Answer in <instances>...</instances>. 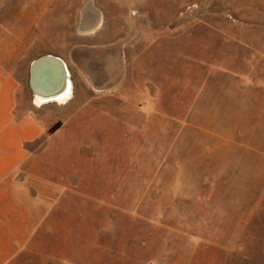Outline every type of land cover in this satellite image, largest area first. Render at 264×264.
<instances>
[{"label": "rangeland", "instance_id": "1", "mask_svg": "<svg viewBox=\"0 0 264 264\" xmlns=\"http://www.w3.org/2000/svg\"><path fill=\"white\" fill-rule=\"evenodd\" d=\"M90 5L102 25L85 34ZM33 44L21 105L31 63L52 54L80 112L51 104L31 146L23 168L48 220L16 264H264V160L195 126H225L234 75L257 105L264 0H57Z\"/></svg>", "mask_w": 264, "mask_h": 264}, {"label": "crops", "instance_id": "2", "mask_svg": "<svg viewBox=\"0 0 264 264\" xmlns=\"http://www.w3.org/2000/svg\"><path fill=\"white\" fill-rule=\"evenodd\" d=\"M56 3L57 0H0V264H16L27 251L35 252L33 240L40 225L48 220L47 212L38 210L40 193L34 187L39 178L30 174L27 179L23 166L33 157L31 146L49 134L54 114L51 104L37 106L34 95L24 108L18 93L23 73L20 65L30 58L27 49L35 46L34 33L41 30L43 18L55 9ZM51 67V64L40 66L38 72L43 75L41 70L49 71L47 80H52ZM234 76V82L226 90L229 93L225 103L217 105L218 111L226 112L225 126L216 127L212 122L208 126L197 123L195 126L224 139L220 146L228 153H247L252 149L264 160V80L261 94L256 95L258 103L252 105L248 101L250 84L242 75ZM38 88L42 86L38 84ZM73 99L58 106L72 108L77 103ZM251 111L260 113L258 118L251 119ZM251 134L258 137L252 145Z\"/></svg>", "mask_w": 264, "mask_h": 264}, {"label": "bare ground", "instance_id": "3", "mask_svg": "<svg viewBox=\"0 0 264 264\" xmlns=\"http://www.w3.org/2000/svg\"><path fill=\"white\" fill-rule=\"evenodd\" d=\"M94 6V5H93ZM102 25V19L97 12V9H93L90 5L87 10L84 12L83 18V27L82 33L88 34L97 31ZM58 59V58H57ZM62 62L61 70L59 71L55 66L52 65V74L54 77L52 78V82H56L58 85H63V87L54 94H45L43 91L36 89L34 93V103L39 106L43 107L44 105L48 104H57V105H67L69 104L72 99L74 98V82L71 75V71L67 65V63L59 58ZM43 75L47 74V71L41 70ZM62 72V74H61ZM55 73L57 74L55 77ZM62 75V78H61ZM47 79V78H45ZM37 88V87H36ZM43 88V87H42Z\"/></svg>", "mask_w": 264, "mask_h": 264}, {"label": "water", "instance_id": "4", "mask_svg": "<svg viewBox=\"0 0 264 264\" xmlns=\"http://www.w3.org/2000/svg\"><path fill=\"white\" fill-rule=\"evenodd\" d=\"M46 64H49V65L51 64L55 66L59 71L61 70L62 62L60 61L58 56L47 54V55L40 56L36 58L35 60H33V62L30 65V71H29V84L32 89L33 95L36 89H38V84L43 87V88H39V90L43 91L45 94H54L63 87V85H59L57 87L58 84L56 82H54L53 84V82L50 79L49 80L45 79V78H49L50 76L49 71H47L46 75L39 74L38 72L39 67L46 65ZM55 75L57 74L55 73ZM61 78H62V75H61Z\"/></svg>", "mask_w": 264, "mask_h": 264}, {"label": "trees", "instance_id": "5", "mask_svg": "<svg viewBox=\"0 0 264 264\" xmlns=\"http://www.w3.org/2000/svg\"><path fill=\"white\" fill-rule=\"evenodd\" d=\"M60 124H61V123H60V122H58V123H57L55 126H60ZM55 126H54V127H55ZM54 127H53V128H54Z\"/></svg>", "mask_w": 264, "mask_h": 264}]
</instances>
